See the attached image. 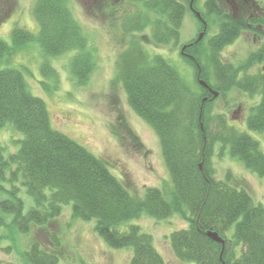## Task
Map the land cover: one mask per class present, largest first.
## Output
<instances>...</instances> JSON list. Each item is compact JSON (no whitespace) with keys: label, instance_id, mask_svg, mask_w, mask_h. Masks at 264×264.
I'll use <instances>...</instances> for the list:
<instances>
[{"label":"trees","instance_id":"obj_1","mask_svg":"<svg viewBox=\"0 0 264 264\" xmlns=\"http://www.w3.org/2000/svg\"><path fill=\"white\" fill-rule=\"evenodd\" d=\"M247 2L245 6L237 2L228 12L220 1L204 0L205 13L220 21L218 31L207 40L205 49L198 41L186 46L183 52L189 56L180 53L193 69L196 89L165 58L159 54L150 56L139 42L129 43L118 55L116 78L127 103L159 139L171 178L169 200L153 187L146 189L143 198L131 195L103 159L52 127L44 101L31 94L21 71L0 68V129L10 124L22 134L13 152L7 153V147L0 143V195L4 196L0 200V227L17 233L34 231V240L24 251L23 264H59L61 242L45 226L67 205L73 219L93 220L94 232L111 248L130 247L128 264H166L151 236L138 225L129 224L125 231L119 229L143 213L156 219L178 214L186 221L185 228L169 235L171 250L180 261L264 264V207L253 201L245 187L216 180L210 161L214 145L221 143L247 170L263 177L264 153L247 132L230 127L224 115L208 114L213 102L203 101L195 65L200 67L199 77L220 96L232 89L259 94L258 104L246 119V128L264 131V72L250 74L247 70L259 62L260 54L252 53L237 66L219 58L222 48L244 31L257 32L258 26H264V0ZM188 4L189 0H151V12L157 15L154 21L140 19L137 25L129 23L126 31L137 32L150 25L153 44L176 43ZM32 14L37 34L13 28L11 45L0 39V63L36 41L46 57L73 52L68 72L77 84H86L94 69V55L67 0H34ZM40 71L56 83L57 72L48 62L41 64ZM240 72H244L243 76H239ZM15 182L32 199L33 206L27 211L12 185ZM6 183L9 188L4 187ZM230 229L229 239L226 232ZM207 231L216 232L224 244L208 238ZM42 232L49 234L44 243L39 240ZM3 235L0 232V240Z\"/></svg>","mask_w":264,"mask_h":264},{"label":"rangeland","instance_id":"obj_2","mask_svg":"<svg viewBox=\"0 0 264 264\" xmlns=\"http://www.w3.org/2000/svg\"><path fill=\"white\" fill-rule=\"evenodd\" d=\"M224 1L229 3L224 4ZM240 1L243 2L222 0L221 4L231 12ZM33 4L34 0H0L1 40L11 45L13 28H23L37 34L38 25L32 14ZM150 5L151 0H67V6L86 36L94 55V69L84 85L77 84L68 72L73 52L46 57L36 41L29 42L2 60L0 68L21 71L31 94L44 101L52 127L103 159L110 172L123 183L131 195L143 198L146 189L153 187L159 189L169 200L171 178L161 153L159 139L129 107L124 90L116 78V63L118 55L128 44L136 41L150 56L159 54L165 58L181 78L196 89L193 69L181 57L180 49L197 38L200 29L194 14L188 10L176 43L159 46L153 44L150 25L137 32L126 31L129 23L137 25L141 22L140 19L154 21L153 18L157 15L152 14ZM192 6L200 15L202 13L201 17L207 24L200 40L205 49L207 40L218 31L220 21L205 13L204 0H193ZM261 31L264 33V26ZM252 53L260 54V60L247 69L250 74L264 66V34H241L220 51L219 58L237 66L243 64ZM44 62H48L56 70V83L41 73L40 67ZM43 87H47V90ZM259 100V94L251 95L232 89L222 98L212 101L208 114L224 115L230 127L247 132L258 142L261 152L264 153V131L253 132L246 128L250 109ZM21 138L22 134L10 124L0 129V143L7 147V153L17 149L18 143L15 141ZM210 161L216 180L245 187L253 201L264 207V176L260 177L247 170L230 155L228 147L221 143L214 145ZM12 185L17 188V194L23 200L24 210L27 211L33 206L31 197L18 182ZM4 187L10 186L6 183ZM3 198L0 195V200ZM2 214L0 212V216ZM129 224L138 225L143 233L151 236L154 247L166 264H195L193 261L178 260L171 250L169 235L186 227V221L178 214L167 219H156L143 213L140 217L122 224L119 229L125 231ZM45 227L50 233H55L61 242L59 264H128L130 261V247L115 249L108 246L94 232L93 220L80 221L72 218L70 205L64 206L61 214ZM0 232L5 235L0 240V264H23L24 251L34 240V231L17 233L13 230L7 231L1 226ZM231 233L232 229L226 232L229 239ZM40 234L39 240L44 243L49 234ZM6 247H10L9 251Z\"/></svg>","mask_w":264,"mask_h":264},{"label":"flooded vegetation","instance_id":"obj_3","mask_svg":"<svg viewBox=\"0 0 264 264\" xmlns=\"http://www.w3.org/2000/svg\"><path fill=\"white\" fill-rule=\"evenodd\" d=\"M218 1H220V2H222V0H218ZM225 2V1H224ZM226 3H229L228 1H226L224 4H226ZM241 4L242 5H247V0H243V2H241ZM201 16V15H200ZM202 18V17H201ZM203 19V18H202ZM204 20V19H203ZM204 22H205V20H204ZM199 29H200V32H198V35H197V38H195L194 39V41L192 42V43H189V44H186V45H183V46H185L184 47V49L181 51V49H180V53H182V54H184L185 56H189L188 54H186L185 52H183L184 50H185V48H186V46H192V44H196L198 41H200L201 39H202V37H201V39L200 40H198V37H199V35L200 34H202V36L204 35V33H205V30H206V27H207V24H206V22H205V25L202 23V22H200L199 21ZM258 28V31L257 32H251L250 30H248V31H244L242 34H244V33H252L253 35H258V36H261V35H263L264 33L261 31L262 29H263V26H258L257 27ZM215 35V34H214ZM211 36H213V35H211ZM226 46V45H225ZM224 46V47H225ZM224 47L222 48V50L224 49ZM182 48V47H181ZM223 63H225L226 64V62L223 60L222 61ZM195 65H196V79H197V81L198 80H202L200 77H199V75H200V72H201V70H200V67H199V65L197 64V63H195ZM257 72H264V66L262 67V68H260ZM245 73H247V70L245 71ZM243 74H244V72H240V76H243ZM248 74V73H247ZM205 82V81H204ZM206 83V82H205ZM207 85H208V87L210 88V89H208V88H204V87H202L201 86V88H202V94H203V101H210V102H212V101H214L216 98H222L223 96H225V95H222V96H220V94L217 92V96L216 97H213V91H215L208 83H206ZM212 90V91H211ZM216 92V91H215Z\"/></svg>","mask_w":264,"mask_h":264},{"label":"water","instance_id":"obj_4","mask_svg":"<svg viewBox=\"0 0 264 264\" xmlns=\"http://www.w3.org/2000/svg\"><path fill=\"white\" fill-rule=\"evenodd\" d=\"M193 0H189V4H188V7H189V10L194 13L195 17L200 21L202 22L204 25H205V22L204 20L201 18L200 14L198 12H196L194 9H193ZM202 37V34L199 35L198 37V40H200ZM184 49V46L182 47L181 51ZM198 84L204 88H208V85L203 81V80H198ZM212 91V90H211ZM217 96V92L213 91V97H216ZM206 236L208 238H210L211 240H213L214 242L216 243H219L221 245L224 244V241L221 237H219V235L216 233V232H212V231H207L206 233Z\"/></svg>","mask_w":264,"mask_h":264}]
</instances>
